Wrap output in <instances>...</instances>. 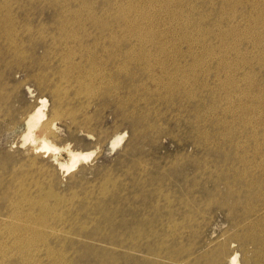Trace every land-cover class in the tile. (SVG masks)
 <instances>
[{"label":"rangeland","instance_id":"374dc122","mask_svg":"<svg viewBox=\"0 0 264 264\" xmlns=\"http://www.w3.org/2000/svg\"><path fill=\"white\" fill-rule=\"evenodd\" d=\"M4 1L18 20L17 56L25 58L19 66L7 64L12 71L0 78V264H19L21 258L28 259L23 261L27 264H232V255H236L234 264H264V0ZM79 45L104 61L100 62L102 80L95 79L91 88L83 84L90 81L86 68L80 69L84 80L68 65V83L60 76L63 66L58 63V52L76 50ZM126 51L131 62L122 64L118 59ZM107 53L117 62L108 61ZM53 89L59 94L52 93ZM40 99L46 101L42 112L47 116L54 109L59 111L53 120L54 135L47 138L51 150L42 149L41 127L47 116L29 135L22 123L35 105L41 106ZM135 113L146 116V123L132 125L124 119ZM117 134H123V140L112 147ZM66 148L88 158L62 173L53 156L68 162ZM15 200L21 205H14ZM41 212L44 215L38 218ZM28 214L37 222H23ZM16 225L26 229L24 256L16 255L18 242L9 236L8 228ZM252 230L262 242L253 240ZM51 251L56 255H49Z\"/></svg>","mask_w":264,"mask_h":264},{"label":"bare ground","instance_id":"6f19581e","mask_svg":"<svg viewBox=\"0 0 264 264\" xmlns=\"http://www.w3.org/2000/svg\"><path fill=\"white\" fill-rule=\"evenodd\" d=\"M19 1V0H18ZM57 1V0H56ZM61 1V0H60ZM68 1V0H67ZM73 1V0H72ZM77 1V0H76ZM86 1H88V0H86ZM101 1V0H100ZM109 1V0H108ZM111 1V0H110ZM114 1V0H113ZM116 1V0H115ZM114 1V2H115ZM120 1V0H119ZM146 1V0H145ZM217 1V0H216ZM224 1H226V0H224ZM224 1H223V3H224ZM236 1V0H235ZM238 1V0H237ZM14 2V1H13ZM23 2V1H22ZM34 2V1H33ZM41 2V1H40ZM58 2V1H57ZM57 2H56V4H57ZM89 2V1H88ZM103 2V1H102ZM105 3H106V1H104ZM122 2V1H121ZM147 2H148V0H147ZM178 2V1H177ZM198 2H200V1H198ZM197 2V3H198ZM207 2H209L208 0H207ZM206 2V3H207ZM227 2V1H226ZM229 2V1H228ZM10 3V2H9ZM15 3H16V1H15ZM14 3V4H15ZM19 3V2H18ZM17 3V4H18ZM52 3H54V2H52ZM65 3H66V1H65ZM64 3V4H65ZM67 3H70V2H67ZM92 3H93V1H92ZM108 3V2H107ZM112 3V2H111ZM143 3V2H142ZM141 3V4H142ZM146 3V2H145ZM180 3V2H179ZM182 3H184V2H182ZM181 3V4H182ZM204 3V2H203ZM214 3H216V2H214ZM219 3V5H220V1L218 2ZM11 4V3H10ZM27 4V3H26ZM49 4V3H48ZM89 4V3H88ZM96 4V3H95ZM113 4V3H112ZM178 4V3H177ZM176 4V5H177ZM228 4H230V3H228ZM256 4V3H255ZM19 5V4H18ZM23 5H24V3H23ZM45 5V4H44ZM43 5V6H44ZM68 5H70V4H68ZM83 5H86V3L85 4H83ZM114 5V4H113ZM185 5V4H184ZM208 5V4H207ZM226 5H227V3H226ZM252 5V4H251ZM11 6H14V5H11ZM58 6V5H57ZM64 6V5H63ZM67 6V5H66ZM80 6V5H79ZM82 6V5H81ZM105 6V5H104ZM118 6H120V5H118ZM122 7H123V5H121ZM178 7H179V5H177ZM203 6H204V4H203ZM241 6V5H240ZM259 6H260V4H259ZM262 6V5H261ZM14 7H16V6H14ZM23 7H25V6H23ZM49 7V6H48ZM56 7V6H55ZM77 7V6H76ZM109 7V6H108ZM117 7V6H116ZM206 7V6H205ZM216 7V6H215ZM226 7V6H225ZM255 7V6H254ZM254 7H252V8H254ZM11 8L12 7H10L9 6V4L6 2V1H4V0H0V78H3L2 76H3V74H5V71L7 72L6 73V75H10V72L12 71L11 69H7V64H9V63H13L14 64V67H16V65H20V63L21 62H23V59L25 58H23L22 59V57L21 56H17V52H16V49L18 48V45H17V43H18V39H19V35H18V27H19V25H18V20H17V18H16V16H14L13 14H12V10H11ZM47 8V7H46ZM68 8V7H67ZM74 8V7H73ZM78 8V7H77ZM88 8V7H87ZM96 8V7H95ZM97 8H98V6H97ZM104 8V7H103ZM102 8V9H103ZM106 8H107V6H106ZM208 8H209V6H208ZM214 8V7H213ZM17 9H18V7H17ZM30 9V8H29ZM28 9V10H29ZM69 9V8H68ZM67 9V10H68ZM105 9V8H104ZM108 9V8H107ZM111 9V8H110ZM124 9V8H123ZM205 9V8H204ZM217 9V8H216ZM260 9V8H259ZM262 9V8H261ZM20 10V9H19ZM24 10H26V9H24ZM47 10V9H46ZM53 10V9H52ZM60 10L61 9H59L58 11L60 12ZM99 10V9H98ZM152 10V9H151ZM207 10V9H206ZM208 10H210V9H208ZM214 10V9H213ZM212 10V11H213ZM251 10V9H250ZM17 11V10H16ZM23 11V10H22ZM42 11V10H41ZM54 11H57V10H54ZM73 11V10H72ZM82 11V10H81ZM88 11V10H87ZM86 11V12H87ZM102 11H104V10H102ZM107 11V10H106ZM111 11H112V9H111ZM198 11V10H197ZM216 11V10H215ZM217 11H219V9H217ZM223 11V10H222ZM259 11V10H258ZM26 12V11H25ZM63 12H64V9H63ZM75 12V11H74ZM80 12V11H79ZM85 12V13H86ZM100 12V11H99ZM114 12V11H113ZM116 12V11H115ZM114 12V13H115ZM193 12V11H192ZM209 12V11H208ZM253 11H251V13H252ZM262 12V11H261ZM29 13V12H28ZM57 13V12H56ZM65 13H66V11H65ZM71 13V12H70ZM75 13H77V12H75ZM88 13V12H87ZM110 13V12H109ZM120 13V12H119ZM219 13H220V11H219ZM218 13V14H219ZM225 13H227V12H225ZM30 14V13H29ZM38 14V13H37ZM41 14V13H40ZM53 14V13H52ZM55 14V13H54ZM59 14H61V13H59ZM63 14V13H62ZM79 14V13H78ZM77 14V15H78ZM89 14V13H88ZM113 14V13H112ZM116 14V13H115ZM127 14V13H126ZM148 14V13H147ZM190 14V13H189ZM213 14V13H212ZM26 15V14H25ZM34 15V14H33ZM51 15V14H50ZM76 15V16H77ZM80 16H81V13L79 14ZM83 15V14H82ZM102 15V14H101ZM100 15V16H101ZM104 15H105V13H104ZM108 15V14H107ZM106 15V16H107ZM118 15V14H117ZM207 15V14H206ZM223 15H224V13H223ZM225 15H227V14H225ZM249 15V14H248ZM35 16V15H34ZM59 16V15H58ZM65 16V15H64ZM94 16V15H93ZM96 16V15H95ZM111 16H113V15H111ZM120 16V15H119ZM119 16H117L118 18H119ZM205 16V15H204ZM251 16V15H250ZM21 17V16H20ZM28 17V16H27ZM43 17V16H42ZM68 17V16H67ZM85 17V16H84ZM88 17V16H87ZM99 16L97 15V19H99L98 18ZM102 17V16H101ZM114 17V16H113ZM206 17V16H205ZM215 17V16H214ZM214 17H212V18H214ZM219 17V16H218ZM218 17H217V19H218ZM225 17V16H224ZM223 17V18H224ZM30 18V17H29ZM39 18H41V17H39ZM52 18V17H51ZM54 18V17H53ZM57 18V17H56ZM55 18V19H56ZM78 18V17H77ZM91 18H93L92 16H91ZM95 18V17H94ZM96 18H95V20H96ZM103 18V17H102ZM112 18V17H111ZM148 18V17H147ZM211 18V17H210ZM222 18V19H223ZM58 19V18H57ZM69 19V18H68ZM67 19V20H68ZM76 19V18H75ZM80 19H81V17H80ZM79 19V20H80ZM84 19V18H83ZM82 19V20H83ZM90 19V18H89ZM104 19V18H103ZM114 19H117V18H115L114 17ZM120 19V18H119ZM122 19V18H121ZM120 19V20H121ZM124 19V18H123ZM31 20V19H30ZM60 20V19H59ZM100 21H101V19H99ZM104 20H107V19H104ZM110 20V19H109ZM118 20V19H117ZM116 20V21H117ZM214 20H215V18H214ZM227 20V19H226ZM231 20V19H230ZM39 21V20H38ZM50 21V20H49ZM52 21V20H51ZM56 21V20H55ZM77 21H78V19H77ZM76 21V22H77ZM94 21V20H93ZM115 21V20H114ZM114 21H113V23H114ZM119 21V20H118ZM117 21V22H118ZM125 21H126V19H125ZM128 21V20H127ZM132 21V20H131ZM207 21V20H206ZM222 21V20H221ZM220 21V22H221ZM228 21V20H227ZM242 21V20H241ZM263 21H264V19H263ZM27 22V21H26ZM48 22V21H47ZM46 22V23H47ZM54 22V21H53ZM57 22H58V20H57ZM63 22V21H62ZM66 22V21H65ZM65 22H63L64 23V25L66 24ZM75 22V24H77ZM99 22V21H98ZM104 23H106L105 21H103ZM111 22V21H110ZM122 22V21H121ZM203 22V21H202ZM205 22V21H204ZM212 22V21H211ZM211 22H209V23H211ZM216 22V21H215ZM28 23V22H27ZM70 23V22H69ZM72 23V22H71ZM81 23V22H80ZM85 23V22H84ZM87 23V22H86ZM93 23V22H92ZM91 23V24H92ZM104 23H102L103 24V27H104ZM109 23V22H108ZM112 23V22H111ZM110 23V24H111ZM125 23V22H124ZM127 23V22H126ZM134 23V22H133ZM143 23V22H142ZM156 23V22H155ZM154 23V24H155ZM214 23V22H213ZM234 23V22H233ZM36 24V23H35ZM42 24V23H41ZM59 24H60V22H59ZM68 24V23H67ZM83 24V23H82ZM96 24V23H95ZM118 24V23H117ZM121 24V23H120ZM135 24V23H134ZM133 24V25H134ZM144 24V23H143ZM212 24V23H211ZM216 24V23H215ZM229 24V23H228ZM26 25V24H25ZM32 25H33V23H32ZM48 25V24H47ZM68 25H70V24H68ZM72 25V24H71ZM71 25H70V27H71ZM84 25V24H83ZM107 25V24H106ZM122 25H124V24H122ZM129 25V24H128ZM217 25V24H216ZM53 26V25H52ZM60 26H61V24H60ZM74 26V25H73ZM87 26V25H86ZM85 26V27H86ZM117 26V25H116ZM210 26V25H209ZM215 26V25H214ZM236 26V25H235ZM41 27V26H40ZM45 27V26H44ZM48 27V26H47ZM57 27V26H56ZM62 28H63V26H61ZM69 27V28H70ZM78 27V26H77ZM81 27V26H80ZM85 27H84V29H85ZM88 27V26H87ZM86 27V28H87ZM111 27H113V26H111ZM121 27V26H120ZM119 27V28H120ZM225 27V26H224ZM238 27V26H237ZM39 28V27H38ZM49 28V27H48ZM65 28V27H64ZM67 28V27H66ZM94 28H95V26H94ZM99 28V27H98ZM127 28V27H126ZM130 28V27H129ZM132 28V27H131ZM182 28H183V25H182ZM197 28V27H196ZM21 29V28H20ZM30 29V28H29ZM72 29V28H71ZM75 29H76V27H75ZM78 29V28H77ZM90 29V28H89ZM107 29H109V28H107ZM112 29V28H111ZM111 29H110V31H111ZM115 29V28H114ZM116 29H117V27H116ZM142 29V28H141ZM140 29V30H141ZM147 29V28H146ZM33 30V29H32ZM53 30V32L55 31V29H52ZM62 30V29H61ZM68 30V29H67ZM92 30V29H91ZM101 31H103L102 29H100ZM99 30V31H100ZM118 30V29H117ZM215 30V29H214ZM235 30V29H234ZM28 31V29H25V32H27ZM51 31V30H50ZM76 31V30H75ZM74 31V32H75ZM79 31V30H78ZM104 31H106V30H104ZM124 31H125V29H124ZM127 31V30H126ZM156 31V30H155ZM209 31V30H208ZM49 32V31H48ZM52 32V33H53ZM90 32V31H89ZM93 32V31H92ZM114 32V31H113ZM113 32H111V33H113ZM128 32V31H127ZM23 33V32H22ZM35 33V32H34ZM42 33H43V31H42ZM66 33V35H67V32H65ZM70 33H72V32H70ZM102 33V32H101ZM104 33V32H103ZM115 33H116V31H115ZM121 33V32H120ZM139 33V32H138ZM141 33V32H140ZM143 33V32H142ZM220 33V32H219ZM31 34H33V33H31ZM47 34V33H46ZM83 34V33H82ZM95 34V33H94ZM93 34V35H94ZM109 34V33H108ZM130 34V33H129ZM49 35H51V34H49ZM55 35V34H54ZM69 35V34H68ZM72 35V34H71ZM101 35V34H100ZM120 35V34H119ZM118 35V36H119ZM126 35V34H125ZM208 35H209V33H208ZM217 35H218V33H217ZM31 36V35H30ZM34 36V35H33ZM58 36V35H57ZM57 36H55V39H56V37ZM60 36V35H59ZM58 36V37H59ZM78 36V35H77ZM113 36V35H112ZM133 36V35H132ZM148 36V35H147ZM146 36V37H147ZM212 36H214V35H212ZM223 36V35H222ZM224 36H225V34H224ZM53 37V36H52ZM57 37V38H58ZM75 37V36H74ZM81 37V36H80ZM83 37V36H82ZM103 38H106V36L104 37V36H102ZM121 37V36H120ZM135 37H136V35H135ZM139 37V36H138ZM227 37V36H226ZM51 38V37H50ZM62 38L64 39V37L62 36ZM100 38V37H99ZM102 38V39H103ZM110 38H111V35H110ZM110 38H109V42H110ZM118 38V37H117ZM128 38V37H127ZM149 38V37H148ZM156 38V37H155ZM173 38V37H172ZM209 38V37H208ZM23 39V38H22ZM36 39V38H35ZM38 39V38H37ZM40 39V38H39ZM46 39V38H45ZM54 39V38H53ZM62 39V40H63ZM67 39H69V38H67ZM72 39H73V37H72ZM102 39H101V41H102ZM114 39V38H113ZM129 39V38H128ZM131 39V38H130ZM134 39V38H133ZM132 39V40H133ZM151 39H153L152 37H151ZM215 39V38H214ZM218 39V38H217ZM220 39V38H219ZM224 39V38H223ZM222 39V40H223ZM260 39V38H259ZM59 40H60V38H59ZM76 40H77V38H76ZM79 40V39H78ZM96 40V39H95ZM105 39H103V41H104ZM123 40H125V39H123ZM127 40V39H126ZM143 40V39H142ZM146 40V39H145ZM150 40V39H149ZM216 40V39H215ZM22 41V40H21ZM70 41V40H69ZM80 41V40H79ZM102 41V42H103ZM113 41V40H112ZM116 41V40H115ZM119 41V40H118ZM130 41V40H129ZM151 41V40H150ZM226 41V40H225ZM261 41H263V40H261ZM261 41H260V43H261ZM24 42V41H23ZM94 42V41H93ZM98 42H100L99 40H98ZM126 42V41H125ZM128 42V41H127ZM132 42V41H131ZM135 42V41H134ZM215 42V41H214ZM65 43V42H64ZM81 43V42H80ZM80 43H78V44H80ZM90 43V42H89ZM96 45L98 44V43H96V42H94ZM105 43V42H104ZM130 43V42H129ZM154 43H156V42H154ZM160 43V42H159ZM221 43H222V41H221ZM221 43H219V44H221ZM24 44V43H23ZM44 44H45V42H44ZM70 44V43H69ZM107 44V43H106ZM143 44H144V42H143ZM142 44V45H143ZM146 44V43H145ZM157 44V43H156ZM166 44V43H165ZM218 44V43H217ZM49 45H51V44H49ZM53 45V44H52ZM108 45V44H107ZM107 45H106V47H107ZM112 45H113V43H112ZM115 45H117V43L115 44ZM120 45V44H119ZM122 45V44H121ZM126 45V44H125ZM131 45V44H130ZM129 45V46H130ZM141 45V46H142ZM28 46H30V45H28ZM38 46V45H37ZM68 46V45H67ZM72 46V45H71ZM75 46V45H74ZM100 46V45H99ZM109 46V45H108ZM124 46V45H123ZM138 46V45H137ZM147 46V45H146ZM145 46V47H146ZM172 46V45H171ZM179 46V45H178ZM53 47V46H52ZM59 48H61L60 46H58ZM68 47H70V45L68 46ZM85 47V46H84ZM84 47H82V45H79L78 46V48L75 50L73 47H71V48H73L74 50H65V51H63L62 53H60L59 54V52H58V63H60L63 67V69H61V71H60V76H64L65 78H62L63 80V82L64 83H68V81H69V70H68V68H66L67 69V71H66V69H65V67H67V65H68V67L72 70H76L77 71V73L79 74V75H81L80 77H81V79L82 80H84L83 78H84V76L82 75L83 73H82V71L80 70V69H82V68H86L85 69V75H87L89 78V80L90 81H87L88 83H83L84 84V86L85 87H87V88H91V86L93 85V83L95 82V79H97V80H99V81H101L102 80V78L101 77H103V75H104V71H103V68H102V66H100L101 64H100V62H104L103 60H100V58H98L97 56L99 55L97 52V56H96V54L94 53L95 51H92V50H90V49H85ZM86 47H88V46H86ZM102 47V46H101ZM111 47V46H110ZM110 47H108L109 48V50H110ZM114 47V46H113ZM131 47V46H130ZM134 47V46H133ZM144 47V46H143ZM150 47H151V45H150ZM154 47H155V45H154ZM158 47V46H157ZM160 47V46H159ZM264 47V46H263ZM76 48V47H75ZM95 48V47H94ZM107 48V49H108ZM115 48V47H114ZM121 48V47H120ZM132 48V47H131ZM139 48V47H138ZM30 49V48H29ZM43 49H44V47H43ZM52 49V48H51ZM55 49V48H54ZM58 49V48H57ZM128 49H130L129 47H128ZM147 49V48H146ZM153 49V48H152ZM167 49V48H166ZM177 49H178V47H177ZM176 49V50H177ZM209 49V48H208ZM23 50V49H22ZM34 50V49H33ZM99 50V49H98ZM113 50H115V49H113ZM119 50V49H118ZM123 50V49H122ZM136 50V49H135ZM160 50V49H159ZM56 51V50H55ZM62 51V50H61ZM60 51V52H61ZM102 51V50H101ZM117 51V50H116ZM132 51V50H131ZM134 51V50H133ZM137 51H138V49H137ZM147 51V50H146ZM153 51V50H152ZM162 50H160V52H161ZM167 51V50H166ZM187 51V50H186ZM263 51V50H262ZM29 52V51H28ZM52 52V51H51ZM100 52V51H99ZM148 52V51H147ZM154 52V51H153ZM177 52V51H176ZM206 52H207V50H206ZM205 52V53H206ZM260 52V51H259ZM37 53V52H36ZM43 53V52H42ZM45 53H47V52H45ZM101 53V52H100ZM109 53V52H108ZM108 53H107V59H108V61H110L111 63H114L116 60L114 59L115 57H112L111 55H108ZM111 53V52H110ZM128 52L126 51V53H122V54H120L121 55V57H122V59L119 57V59H118V61L121 63L122 62V64L124 63V62H127L128 63V61L129 62H131V60H130V58H129V56H130V54H129V56H128V54H127ZM132 53V52H131ZM146 53V52H145ZM163 53V52H162ZM165 53V52H164ZM163 53V54H164ZM183 53H185V52H183ZM204 53V52H203ZM261 53V52H260ZM263 53V52H262ZM51 54V53H50ZM49 54V55H50ZM113 55L114 54H116V53H112ZM133 54H136V53H134L133 52ZM138 54V53H137ZM136 54V55H137ZM140 54H142V53H140ZM153 54V53H152ZM180 54V53H179ZM189 54V53H188ZM233 54H234V52H233ZM22 55V54H21ZM42 55V54H41ZM44 55H46V54H44ZM55 55V54H54ZM117 55V54H116ZM135 55V56H136ZM176 55H177V53H176ZM190 55V54H189ZM188 55V57H190ZM33 56V55H32ZM31 56V57H32ZM52 56V55H51ZM132 56V55H131ZM143 56L145 57V55L143 54ZM143 56H142V58H143ZM234 56V55H233ZM37 57H38V55H37ZM45 57V56H44ZM181 57V56H180ZM185 57V56H184ZM236 57V56H235ZM152 58V57H151ZM238 58V57H237ZM27 59V58H26ZM43 59V58H42ZM45 59V58H44ZM102 59V58H101ZM107 59H106V61H107ZM133 59V58H132ZM134 59H135V57H134ZM133 59V60H134ZM161 59V58H160ZM176 59V58H175ZM178 59V58H177ZM176 59V60H177ZM13 60L15 61V62H13ZM52 60V59H51ZM55 60H57V59H55ZM128 60V61H127ZM136 60V59H135ZM138 60V59H137ZM143 60V59H142ZM164 60V59H163ZM193 60H195V59H193ZM33 61H34V59H33ZM33 61H32V63H33ZM36 61V60H35ZM48 61V60H47ZM105 61V62H106ZM160 61V60H159ZM192 61V60H191ZM31 62V61H30ZM42 62V61H41ZM117 62V61H116ZM141 62V61H140ZM147 62V61H146ZM180 62H181V59H180ZM107 63V62H106ZM106 63H104V64H106ZM119 63V64H120ZM134 63H135V61H134ZM137 63H138V61H137ZM154 63V62H153ZM194 63H196V62H194ZM82 64H84V65H82ZM139 64V63H138ZM152 64V63H151ZM172 64V63H171ZM178 64V63H177ZM258 64V63H257ZM31 65V64H30ZM55 64H53V66H54ZM86 65V66H85ZM115 65V64H114ZM125 65V64H124ZM130 65V64H129ZM140 65V64H139ZM141 65H143V64H141ZM145 65H147V64H145ZM150 65V64H149ZM154 65V64H153ZM160 65V64H159ZM180 65H182V64H180ZM220 65V64H219ZM227 65V64H226ZM24 66H25V64H24ZM104 66V65H103ZM113 66V65H112ZM115 66H117V65H115ZM120 66V65H119ZM162 66V65H161ZM172 66V65H171ZM193 66V65H192ZM249 66V65H248ZM26 67V66H25ZM30 67V66H29ZM42 67V66H41ZM50 67H52V66H50ZM106 67V66H105ZM110 67V66H109ZM108 67V68H109ZM121 67H122V65H121ZM128 67V66H127ZM132 67V66H131ZM136 67V66H135ZM141 67V66H140ZM155 67H157V66H155ZM166 67V66H165ZM183 67V66H182ZM186 67V66H185ZM32 68V67H31ZM114 68V67H113ZM118 67H116V69H117ZM151 68H153V67H151ZM181 68V67H180ZM52 69V68H51ZM65 69V70H64ZM107 69V68H106ZM130 69H132V68H130ZM147 69V68H146ZM145 69V70H146ZM160 69H162V68H160ZM159 69V70H160ZM166 69H168V68H166ZM191 69V68H190ZM42 70V69H41ZM53 70V69H52ZM56 70H57V68H56ZM120 70V69H119ZM123 70V69H122ZM125 70V69H124ZM128 70V69H127ZM148 70V69H147ZM151 70V69H150ZM154 70V69H153ZM163 70V69H162ZM175 70V69H174ZM187 70H188V68H187ZM196 70V69H195ZM59 71V70H58ZM133 71V70H132ZM138 71V70H137ZM136 71V72H137ZM179 71V70H178ZM181 72H182V70H180ZM190 71V70H189ZM18 72V71H17ZM27 72V71H26ZM37 72V71H36ZM40 73H41V71H39ZM42 72H43V70H42ZM46 72V71H45ZM44 72V73H45ZM74 72V71H73ZM108 72V71H107ZM113 72V71H112ZM115 72H116V70H115ZM135 72V71H134ZM143 72V71H142ZM253 72V71H252ZM24 73V72H23ZM68 73V74H67ZM110 73V72H109ZM114 73V72H113ZM119 73V72H118ZM117 73V74H118ZM139 73V72H138ZM141 73V72H140ZM147 73V72H146ZM148 73H149V71H148ZM161 73V72H160ZM163 73V72H162ZM167 73H168V71H167ZM31 74H33V73H31ZM49 74V73H48ZM59 74V73H58ZM76 74V73H75ZM111 74V73H110ZM120 74V73H119ZM151 74V73H150ZM152 74H154L153 72H152ZM171 74V73H170ZM173 74V73H172ZM27 75H28V72H27ZM41 75H42V73H41ZM45 75H47V73L46 74H44V76ZM54 75H55V72H54ZM133 75H134V73H133ZM156 75V74H155ZM160 75V74H159ZM188 75V74H187ZM35 76V75H34ZM74 76V75H73ZM73 76H72V78H73ZM77 76V75H76ZM111 76V75H110ZM124 76V75H123ZM122 76V77H123ZM127 76V75H126ZM130 76V75H129ZM132 76V75H131ZM153 76L154 75H152L151 77H152V79H153ZM180 76V75H179ZM182 76V75H181ZM184 76H186V75H184ZM192 76V75H191ZM9 77V76H8ZM27 77V76H26ZM48 77H50L49 75H48ZM121 77V76H120ZM121 77V78H122ZM133 77V76H132ZM142 77V76H141ZM147 77V76H146ZM31 78V77H30ZM37 78H40V77H37ZM46 78H47V76H46ZM51 78H52V76H51ZM55 78H57V77H55ZM71 78V77H70ZM75 78H77V77H75ZM79 78V77H78ZM107 78V77H106ZM118 78V77H117ZM124 78V77H123ZM136 78H137V76H136ZM139 78V77H138ZM144 78V77H143ZM149 78V77H148ZM156 78V77H155ZM176 78V77H175ZM185 78V77H184ZM195 78V77H194ZM9 79V78H8ZM36 79V78H35ZM141 79V78H140ZM139 79V80H140ZM157 79V78H156ZM171 79V78H170ZM179 79V78H178ZM186 79V78H185ZM196 79V78H195ZM30 80V79H29ZM56 80V79H55ZM60 80H61V78H60ZM59 80V81H60ZM78 80V79H77ZM125 80H126V78H125ZM145 80V79H144ZM167 80V79H166ZM182 79H180V81H181ZM187 80V79H186ZM192 80H194V79H192ZM6 81V80H5ZM42 81V80H41ZM58 81V82H59ZM70 81H72V80H70ZM109 81V80H108ZM126 81H128V80H126ZM132 81V80H131ZM135 81V80H134ZM149 81V80H148ZM150 81H151V79H150ZM149 81V82H150ZM162 81V80H161ZM174 81V80H173ZM176 81V80H175ZM184 81V80H183ZM43 82V81H42ZM61 82V81H60ZM105 82V81H104ZM119 82V81H118ZM141 82V81H140ZM143 82V81H142ZM145 82H146V80H145ZM152 82V81H151ZM158 82V81H157ZM164 82V81H163ZM162 82V83H163ZM47 83V82H46ZM57 83V82H56ZM98 83H100V82H98ZM108 83V82H107ZM110 83V82H109ZM129 83V82H128ZM147 83V82H146ZM145 83V84H146ZM160 83V82H159ZM161 83V84H162ZM180 83V82H179ZM185 83V82H184ZM55 84V83H54ZM58 84V83H57ZM117 84V83H116ZM126 84V83H125ZM138 84V83H137ZM149 84V83H148ZM158 84V83H157ZM156 84V85H157ZM164 84H166V83H164ZM190 84V83H189ZM193 84H195V83H193ZM108 85V84H107ZM106 85V86H107ZM115 84H113V86H114ZM119 85V84H118ZM127 85V84H126ZM133 85V84H132ZM141 85H143V84H141ZM171 85V84H170ZM174 85V84H173ZM172 85V86H173ZM176 85H178V84H176ZM181 85V84H180ZM184 85V84H183ZM4 86V85H3ZM62 86V85H61ZM70 86V85H69ZM106 86L105 87H103V89L104 88H106ZM109 86H111V85H109ZM139 86V85H138ZM158 86V85H157ZM161 86V85H160ZM179 86V85H178ZM177 86V87H178ZM200 86V85H199ZM261 86H263V85H261ZM48 87V86H47ZM59 87V86H58ZM71 87V86H70ZM80 87V86H79ZM123 87H125V86H123ZM136 87V86H135ZM134 87V88H135ZM154 87V86H153ZM180 87V86H179ZM178 87V88H179ZM185 87V86H184ZM187 87V86H186ZM44 88H46L45 86H44ZM50 88V87H49ZM56 89H57V87H55ZM69 88V87H68ZM86 88V89H87ZM97 88V87H96ZM118 88H120V87H118ZM126 88V87H125ZM141 88V87H140ZM158 89H159V87H157ZM156 88V89H157ZM162 88V87H161ZM198 88V87H197ZM101 89H102V87H101ZM128 89V88H127ZM138 89V88H137ZM136 89V90H137ZM142 89V88H141ZM145 89V88H144ZM155 89V88H154ZM171 89V88H170ZM170 89H169V91H170ZM176 89V88H175ZM47 90V89H46ZM58 90V89H57ZM54 90L53 89V91H51L52 93H54V94H59L58 93V91L60 90ZM68 90V89H67ZM128 90H130V89H128ZM190 90V89H189ZM192 90V89H191ZM196 90V89H195ZM45 91V90H44ZM115 91V90H114ZM119 91V90H118ZM125 91V90H124ZM138 91V90H137ZM142 91H145V90H143L142 89ZM154 91V90H153ZM161 91V90H160ZM4 92V91H3ZM70 92V91H69ZM72 92V91H71ZM76 92V91H75ZM111 92H113V90L111 91ZM129 91H127V93H128ZM150 92V91H149ZM190 93H191V91H189ZM8 93V92H7ZM74 93V92H73ZM104 93H107V92H104ZM118 93V92H117ZM139 93V92H138ZM145 93V92H144ZM143 93V94H144ZM154 93V92H153ZM168 93V92H167ZM195 93V92H194ZM200 93V92H199ZM214 93V92H213ZM64 94V93H63ZM86 94V93H85ZM116 94V93H115ZM137 94V93H136ZM147 94V93H146ZM145 94V95H146ZM150 94H151V92H150ZM148 95V96H151V95ZM157 94V93H156ZM161 94V93H160ZM201 94V93H200ZM69 95H70V93H69ZM106 95V94H105ZM108 95V94H107ZM106 95V96H107ZM110 95V94H109ZM120 95V94H119ZM135 95V93L133 94V96ZM140 95H141V93H140ZM164 95V94H163ZM52 96H53V94H52ZM62 96V95H61ZM70 96H72V95H70ZM100 96H101V94H100ZM103 96V95H102ZM115 96V95H114ZM124 96V95H123ZM126 96V95H125ZM132 96V97H133ZM143 96V95H142ZM167 96V95H166ZM196 96V95H195ZM56 97V96H55ZM58 97V96H57ZM65 97H68V96H66L65 95ZM109 97V96H108ZM152 97V96H151ZM164 99H165V97L164 96H162ZM161 97V98H162ZM202 97H204V96H202ZM53 98V97H52ZM59 98V97H58ZM62 98V97H61ZM83 98V97H82ZM85 98V97H84ZM102 98V97H101ZM115 98V97H114ZM125 98V97H124ZM136 98V97H135ZM143 98V97H142ZM145 98H146V96H145ZM161 98H159L160 100H161ZM162 98V99H163ZM167 98V97H166ZM242 98V97H241ZM60 99V98H59ZM63 99V98H62ZM67 99V98H66ZM112 99V98H111ZM122 99V98H121ZM126 99V98H125ZM146 99H149V98H146ZM158 99V98H157ZM168 99V98H167ZM195 99V98H194ZM58 100V99H57ZM65 100V99H64ZM77 100V99H76ZM101 100H103V99H101ZM118 100V99H117ZM127 100V99H126ZM126 100H124V101H126ZM170 100V99H169ZM200 100H201V98H200ZM255 100V99H254ZM75 101V100H74ZM84 101V100H83ZM114 101H115V99H114ZM114 101H112V102H114ZM122 101V100H121ZM123 101V102H124ZM143 101V100H142ZM150 101H151V98H150ZM156 101V100H155ZM197 101V100H196ZM62 102V101H61ZM68 102V101H67ZM66 102V103H67ZM86 102V101H85ZM119 102V101H118ZM195 102V101H194ZM41 106H39V105H35L26 115H25V117L23 118V124H24V126H26L27 127V129H28V135L31 133V128H34V126H36L39 122H40V120L44 117V116H47V114H45V113H43L42 111V106H45V104H46V101L44 100V99H40L39 100V102H38ZM55 103V102H54ZM74 103V102H73ZM89 103V102H88ZM115 103V102H114ZM135 103V102H134ZM137 103V102H136ZM147 103V102H146ZM160 103H162V101L160 102ZM164 103V102H163ZM201 103V102H200ZM230 103V102H229ZM228 103V104H229ZM254 103V102H253ZM61 104V103H60ZM75 104V103H74ZM85 104V103H84ZM83 104V105H84ZM116 104H117V102H116ZM258 104V103H257ZM58 105V104H57ZM64 105H66V104H64ZM124 105V104H123ZM148 105V104H147ZM250 105V104H249ZM255 105V104H254ZM54 106V105H53ZM118 106V105H117ZM120 106V105H119ZM118 106V107H119ZM155 106V105H154ZM158 106V105H157ZM257 106V105H256ZM57 107V106H56ZM62 107V106H61ZM86 107H87V105H86ZM152 107V106H151ZM219 107V106H218ZM233 107V106H232ZM58 108V107H57ZM60 108V107H59ZM70 108H72V106L70 107ZM75 108V107H74ZM79 108V107H78ZM123 108H124V106H123ZM140 108V107H139ZM149 108V107H148ZM157 108V107H156ZM155 108V109H156ZM52 109V108H51ZM77 109V108H76ZM76 109H75V111H76ZM138 109V108H137ZM62 110H64L63 108H62ZM70 110V109H69ZM122 110V109H121ZM159 110V109H158ZM48 111V110H47ZM74 111V112H75ZM82 111V110H81ZM126 111V110H125ZM58 110H52L51 111V114H49L48 116H47V119H46V123L41 127V132H42V135H43V140H44V142L42 143V149H45V150H51V148H50V145H49V142H48V140H47V138L49 137V136H53L54 135V129H55V127H54V124H53V120H54V117L55 116H57L58 115ZM84 112V111H83ZM88 112V111H87ZM140 112V111H139ZM158 112V111H157ZM237 112V111H236ZM63 113H65V112H63ZM76 113V112H75ZM143 113V112H142ZM146 113V112H145ZM148 113H149V111H148ZM71 114V113H70ZM136 114V115H135ZM134 115L132 114V115H130V116H124V119H126L127 121H130L131 123H132V125H142V122L145 120L144 119V117H146V116H143V117H141L140 116V114L138 113H135ZM155 114V113H154ZM59 116H61V115H59ZM157 116V115H156ZM160 116V115H159ZM158 116V117H159ZM253 116V115H252ZM68 117V116H67ZM87 117V116H86ZM79 118V117H78ZM89 118V117H88ZM94 118V117H93ZM210 118V117H209ZM216 118V117H215ZM76 119V118H75ZM81 119V118H80ZM83 119V118H82ZM86 119V118H85ZM95 119V118H94ZM207 119V118H206ZM217 119H219V118H217ZM221 119V118H220ZM65 120V119H64ZM67 120V119H66ZM73 120V119H72ZM93 120V119H92ZM147 120V119H146ZM146 120H145V123H146ZM160 120V119H159ZM158 120V121H159ZM229 120V119H228ZM85 121V120H84ZM156 121V120H155ZM199 121V120H198ZM207 122L209 121V120H206ZM212 121V120H211ZM227 121V120H226ZM218 122V121H217ZM219 122H220V120H219ZM223 122V121H222ZM229 122V121H228ZM74 123V122H73ZM144 123V124H145ZM157 123V122H156ZM221 123V122H220ZM230 123V122H229ZM89 124V123H88ZM196 124H197V122H196ZM217 124V123H216ZM215 124V125H216ZM224 124V123H223ZM214 125V124H213ZM227 125V124H226ZM231 125H233V124H231ZM235 125V124H234ZM236 126V125H235ZM138 127V126H137ZM230 127V126H229ZM232 127V126H231ZM230 127V128H231ZM241 127V126H240ZM235 128V127H234ZM137 129V128H136ZM236 129V128H235ZM218 130V129H217ZM221 130H222V128H221ZM226 130H229V129H227L226 128ZM234 130V129H233ZM138 131V134H139V131L140 130H137ZM136 131V132H137ZM224 131V130H223ZM242 131V130H241ZM141 132H142V130H141ZM218 132V131H217ZM236 132V131H235ZM238 132V131H237ZM243 132V131H242ZM226 133V132H225ZM238 133H240V132H238ZM234 134V133H233ZM140 135V134H139ZM231 135V134H230ZM237 135V134H236ZM138 136V135H137ZM216 136V135H215ZM228 136V135H227ZM233 136V135H232ZM55 137V136H54ZM123 137H124V135L123 134H117L115 137H113V139L111 140V145H112V147H115L116 145H118L122 140H123ZM226 137V136H225ZM224 137V138H225ZM189 138V137H188ZM229 138V137H228ZM233 138V137H232ZM225 139H227V138H225ZM229 140V139H228ZM232 141V140H231ZM236 141V140H235ZM197 145V144H196ZM199 145V144H198ZM201 145V144H200ZM206 145V144H205ZM233 145V144H232ZM241 147V146H240ZM237 149V148H236ZM65 151H66V153L68 154V156H69V160H68V162H62V161H60L59 159H57L58 158V156H56L55 154H54V156H53V161H54V163H55V165H56V167L58 168V169H60L61 171H62V173H68L71 169H73L74 167H76V165L78 164V161L80 160V159H87L88 158V156L87 155H85V154H80V152H76L75 150H72V149H70V148H66L65 149ZM239 155V154H238ZM26 156V155H25ZM30 156V155H29ZM239 157V156H238ZM242 158V157H241ZM136 160V159H135ZM140 160H142V159H140ZM236 160H238V159H236ZM240 160V159H239ZM15 162H16V160H14ZM20 162V161H19ZM38 162V161H37ZM132 162H133V159H132ZM136 162V161H135ZM4 163V162H3ZM21 163V162H20ZM27 163V162H26ZM44 163V162H43ZM134 163V162H133ZM147 163V162H146ZM243 163V162H242ZM32 164V163H31ZM129 164H131V163H129ZM241 164V163H240ZM38 165V164H37ZM43 165V164H42ZM147 165V164H146ZM3 166V165H2ZM2 166H0V167H2ZM32 166H34V165H32ZM133 166V165H132ZM142 166V165H141ZM140 166V167H141ZM6 167V166H5ZM15 167V166H14ZM31 167V166H30ZM35 167V166H34ZM134 167V166H133ZM136 167V166H135ZM148 167V166H147ZM7 168V167H6ZM20 169H21V167H19ZM131 168V167H130ZM17 169V168H16ZM36 169V168H35ZM39 169V168H38ZM51 169V168H50ZM49 169V170H50ZM142 169V168H141ZM236 169V168H235ZM14 170V169H13ZM44 170H45V168H44ZM48 170V169H47ZM53 170V169H52ZM126 170V169H125ZM129 170V169H128ZM151 170V169H150ZM145 171V170H144ZM149 171V170H148ZM26 171H24V172H22V173H25ZM30 172V171H29ZM34 172V171H33ZM49 172V171H48ZM52 172V171H51ZM132 172H133V170H132ZM137 172V171H136ZM238 172V171H237ZM1 173V172H0ZM13 173V172H12ZM31 173V172H30ZM40 173V172H39ZM43 173H44V171H43ZM109 173V172H108ZM112 173V172H111ZM144 173H146V171L144 172ZM41 174H42V172H41ZM235 174V173H234ZM261 174V173H260ZM39 175V174H38ZM50 175V174H49ZM52 175V174H51ZM222 175V174H221ZM240 175V174H239ZM238 175V176H239ZM244 175V174H243ZM248 175V174H247ZM45 176V175H44ZM53 176V175H52ZM223 176V175H222ZM237 176V175H236ZM257 176V175H256ZM16 177H18V176H16ZM28 177V176H27ZM240 177H241V175H240ZM252 177V176H251ZM21 178V177H20ZM31 179V178H30ZM221 179H223V178H221ZM243 179H244V177H243ZM245 179H247V178H245ZM249 179V178H248ZM254 179V178H253ZM262 179V178H261ZM261 179H259V180H261ZM264 179V178H263ZM23 180V179H22ZM103 180V179H102ZM236 180V179H235ZM238 180V179H237ZM20 181V180H19ZM32 181V180H31ZM197 181V180H196ZM232 181V180H231ZM244 181V180H243ZM242 181V182H243ZM15 182H18V181H16L15 180ZM29 182V181H28ZM35 182V181H34ZM97 182V181H96ZM99 182V181H98ZM108 182V181H107ZM251 182V181H250ZM264 182V181H263ZM22 183V182H21ZM24 183V182H23ZM23 183H22V185H23ZM27 183V182H26ZM230 183V182H229ZM238 183V182H237ZM247 183H249V182H247ZM15 184H17V183H15ZM235 184V183H234ZM19 185V184H18ZM36 185V184H35ZM34 185V186H35ZM82 185V184H81ZM93 185V184H92ZM110 185V184H109ZM246 185V184H245ZM254 185V184H253ZM83 186V185H82ZM81 186V187H82ZM85 186V185H84ZM97 186V185H96ZM96 186H94L95 187V189H96ZM196 186V185H195ZM249 186V185H248ZM14 187V186H13ZM99 187V186H98ZM107 187V186H106ZM256 188H258L257 186H255ZM16 188V187H15ZM86 188V187H85ZM250 188H251V186H250ZM78 189V188H77ZM82 189V188H81ZM98 189V188H97ZM96 189V190H97ZM109 189V188H108ZM241 189H243V188H241ZM248 189H249V187H248ZM18 190H19V188H18ZM18 190H15V191H17L18 192ZM80 190V189H79ZM20 191V190H19ZM35 191V190H34ZM42 191V190H41ZM77 191V190H76ZM81 191V190H80ZM83 191V190H82ZM105 191V190H104ZM259 191V190H258ZM16 192V193H17ZM26 192V191H25ZM33 192V191H32ZM36 192V191H35ZM44 192V191H43ZM73 192V191H72ZM78 192V191H77ZM93 192V191H92ZM114 192V191H113ZM112 192V193H113ZM22 193V192H21ZM75 193V192H74ZM99 193V192H98ZM254 193V192H253ZM50 194V193H49ZM70 194V193H69ZM72 194V193H71ZM85 194V193H84ZM111 194V193H110ZM256 194V193H255ZM18 195V194H17ZM20 195V194H19ZM56 195V194H55ZM86 195H88V194H86ZM258 195V194H257ZM52 196V195H51ZM61 196H63V195H61ZM89 196V195H88ZM259 196V195H258ZM264 196V195H263ZM23 197H24V195H23ZM45 197V196H44ZM43 197V198H44ZM75 197V196H74ZM255 197H256V195H255ZM16 198V197H15ZM27 198V197H26ZM40 198V197H39ZM70 198V197H69ZM260 198V197H259ZM19 199L21 200V198L19 197ZM54 199V198H53ZM72 199V198H71ZM75 199V198H74ZM77 199V198H76ZM85 199V198H84ZM87 199V198H86ZM98 199H100V197L98 198ZM260 199H262V198H260ZM17 200V199H16ZM15 200V202H13V204L14 205H17V206H20L21 205V202L20 201H16ZM28 200V198L26 199V200H24V201H27ZM61 200H63V199H61ZM70 200V199H69ZM73 200V199H72ZM101 200V199H100ZM264 200V199H263ZM263 200H262V202H263ZM64 201H65V199H64ZM86 201V200H85ZM261 201V200H260ZM37 202V201H36ZM57 202H58V200H57ZM62 202V201H61ZM69 202V201H68ZM255 202V201H254ZM258 202H259V200H258ZM54 203H56V201L54 202ZM88 203V202H87ZM86 203V204H87ZM47 204V203H46ZM93 204V203H92ZM97 204V203H96ZM257 204H259V203H257ZM263 204V203H262ZM66 205V204H65ZM107 205V204H106ZM253 204L251 203V205L250 206H252ZM51 206V205H50ZM64 206V205H63ZM62 206V207H63ZM70 206V205H69ZM99 206V205H98ZM97 206V207H98ZM249 206V205H248ZM256 206V205H255ZM94 207H95V205H94ZM55 208V207H54ZM86 208V207H85ZM99 208V207H98ZM102 208H105V207H102ZM95 209V208H94ZM100 209H101V207H100ZM114 210V209H113ZM255 210V209H254ZM50 211V210H49ZM88 211H90V210H88ZM98 211V210H97ZM101 211H102V209H101ZM107 211H109V210H107ZM106 211V212H107ZM111 211V210H110ZM257 211V210H256ZM51 212V211H50ZM67 212V211H66ZM86 212H87V210H86ZM54 213V212H53ZM35 214V213H34ZM33 214V215H34ZM38 214V213H37ZM93 214V213H92ZM262 214V213H261ZM17 215H21V213H18ZM28 215H30L29 217H27V218H25V219H23L22 221L23 222H26V223H30V224H32V223H36L37 221L36 220H34V218H33V216L31 215V214H28ZM43 213L41 212V214H40V217H38V218H42L43 217ZM247 215V214H246ZM47 216V215H46ZM102 216V215H101ZM263 216V215H262ZM54 217V216H53ZM64 217V216H63ZM66 217H68V216H66ZM264 217V216H263ZM37 218V219H38ZM103 218V217H102ZM245 218V217H244ZM252 218V217H251ZM51 219V218H50ZM264 219V218H263ZM45 220V219H44ZM99 220H100V218H99ZM259 220V219H258ZM39 221V220H38ZM59 221V220H58ZM93 221V220H92ZM262 221V220H261ZM41 222V221H40ZM254 223V222H253ZM38 224V223H37ZM40 224H42V223H40ZM249 224V223H248ZM260 224V223H259ZM262 224V223H261ZM7 225V224H6ZM34 225V224H33ZM36 225V224H35ZM7 226H9V225H7ZM43 226V225H42ZM262 226V225H261ZM12 227V226H11ZM8 228V231H9V236H12V237H15V240L18 242V245H16L17 247V251L15 252L16 253V255H17V253L19 254V256H24V254H22V252L23 251H26V249H25V247L27 246L26 244H23L22 243V237H23V235L24 234H26V229L24 228V229H21L19 226H14V227H12V228ZM250 228H251V225L249 226ZM252 227H253V225H252ZM253 228H255V227H253ZM257 228V227H256ZM39 230V229H38ZM262 230V229H261ZM252 231H254L253 232V240H255V241H261L260 239H258V237L257 236H259V234L256 236V232H255V230H252ZM264 231V230H263ZM259 232H260V230H259ZM4 234V233H3ZM7 234V233H6ZM7 236V235H6ZM264 236V235H263ZM2 237V236H1ZM3 238V237H2ZM10 238V237H9ZM4 239H7V238H4ZM14 240V241H15ZM10 241H11V239H10ZM13 241V242H14ZM15 241V242H16ZM262 242V241H261ZM4 244V243H3ZM9 244V243H8ZM13 246H15V245H13ZM45 246V245H44ZM6 248H7V246H5ZM4 247V248H5ZM1 248H2V246H1ZM9 249H10V247H8ZM7 248V249H8ZM27 248V247H26ZM13 250H14V248H13ZM0 251H2V249H0ZM15 251V250H14ZM13 251V252H14ZM4 252V251H3ZM1 253V252H0ZM21 253V254H20ZM262 253H264V250L262 251ZM10 254V253H9ZM13 255H14V253H12ZM32 255V254H31ZM49 255H56V253H54L53 251H51V252H49ZM59 255V254H58ZM62 256V255H61ZM235 256L236 255H232V257H231V263L232 264H234V262H235ZM263 256V255H262ZM59 258V257H58ZM23 261H25V260H28V259H24V258H21ZM60 259V258H59ZM23 261H21V262H19V264H27V262L28 261H26L25 263L23 262ZM58 261V260H57ZM54 262V261H53ZM236 263V262H235ZM55 264V263H54Z\"/></svg>","mask_w":264,"mask_h":264}]
</instances>
